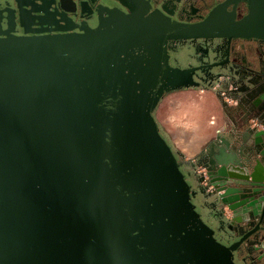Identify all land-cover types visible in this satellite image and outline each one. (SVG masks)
Returning <instances> with one entry per match:
<instances>
[{
  "label": "water",
  "instance_id": "95a60500",
  "mask_svg": "<svg viewBox=\"0 0 264 264\" xmlns=\"http://www.w3.org/2000/svg\"><path fill=\"white\" fill-rule=\"evenodd\" d=\"M104 1L71 30L74 0H0V264H264V111L186 168L155 117L190 84L168 41L264 38V0Z\"/></svg>",
  "mask_w": 264,
  "mask_h": 264
},
{
  "label": "flooded vegetation",
  "instance_id": "af4514ba",
  "mask_svg": "<svg viewBox=\"0 0 264 264\" xmlns=\"http://www.w3.org/2000/svg\"><path fill=\"white\" fill-rule=\"evenodd\" d=\"M111 1V0H108ZM128 3L129 0H122ZM150 1V0H145ZM225 0H154L160 10H166L165 16L168 18H184L187 22L201 21L210 10L217 4ZM73 6L76 8L74 13V22L71 30L76 29L77 22H85L91 17H96L101 12V8L106 6L113 9L104 0H74ZM130 3V2H129ZM233 4L228 5V10L232 9ZM72 7V6H71ZM73 7V8H74ZM156 8V9H157ZM83 10V13L80 11ZM171 12L173 15H171ZM248 12L247 2L241 0L236 5V19L241 18ZM115 13L114 20L119 21L120 16ZM53 17L51 21L54 26L62 30L64 26H69L66 19L63 24L60 23V17ZM81 27V26H80ZM31 27V30H41ZM64 30V29H63ZM44 31H40L43 33ZM45 33V32H44ZM186 40V41H185ZM202 43V44H201ZM206 45V47H205ZM168 47L173 59L178 67L187 69L185 76L181 81L188 82L187 87H214L222 92L223 102H228L224 106V113L229 120L230 130L244 120H250V124L255 125L254 119L264 111V38L256 37H210V38H192V39H170ZM179 53L181 54L180 58ZM248 81V82H247ZM185 88V87H181ZM179 89V88H178ZM262 98V99H260ZM228 134L223 140L228 139ZM245 135H242V138ZM241 137V136H240ZM219 139L216 140V142ZM213 142L209 144L212 145ZM177 161L182 162L177 156ZM204 156H200L196 161L183 164L198 165L203 163ZM203 169L197 168V172ZM196 176L190 177V180ZM211 191H217L218 187H213ZM208 187V190H209ZM222 188H224L222 186ZM210 191V190H209ZM209 206L210 204H206ZM202 212L206 215L202 206ZM215 233H219L218 230ZM225 235L221 233L222 237ZM248 264H257V261H249Z\"/></svg>",
  "mask_w": 264,
  "mask_h": 264
},
{
  "label": "crops",
  "instance_id": "0c3cea01",
  "mask_svg": "<svg viewBox=\"0 0 264 264\" xmlns=\"http://www.w3.org/2000/svg\"><path fill=\"white\" fill-rule=\"evenodd\" d=\"M155 117L182 162H194L218 134L230 133L222 92L214 87H185L164 94Z\"/></svg>",
  "mask_w": 264,
  "mask_h": 264
},
{
  "label": "built area",
  "instance_id": "2783aa9c",
  "mask_svg": "<svg viewBox=\"0 0 264 264\" xmlns=\"http://www.w3.org/2000/svg\"><path fill=\"white\" fill-rule=\"evenodd\" d=\"M211 188H212V187H209V190H210V191H211ZM222 189H223V188H222V187H220V188H218V190H217V191H222Z\"/></svg>",
  "mask_w": 264,
  "mask_h": 264
},
{
  "label": "rangeland",
  "instance_id": "374dc122",
  "mask_svg": "<svg viewBox=\"0 0 264 264\" xmlns=\"http://www.w3.org/2000/svg\"><path fill=\"white\" fill-rule=\"evenodd\" d=\"M186 41V40H185ZM202 44V43H201ZM205 47H206V45H205ZM194 186V184H193V181H192V183H191V187H193Z\"/></svg>",
  "mask_w": 264,
  "mask_h": 264
}]
</instances>
